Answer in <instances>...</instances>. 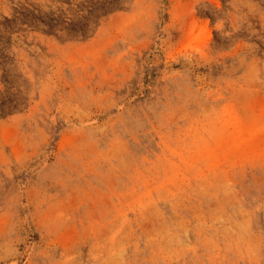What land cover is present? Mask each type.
<instances>
[{
    "label": "rangeland",
    "instance_id": "1",
    "mask_svg": "<svg viewBox=\"0 0 264 264\" xmlns=\"http://www.w3.org/2000/svg\"><path fill=\"white\" fill-rule=\"evenodd\" d=\"M0 264H264V0H0Z\"/></svg>",
    "mask_w": 264,
    "mask_h": 264
}]
</instances>
